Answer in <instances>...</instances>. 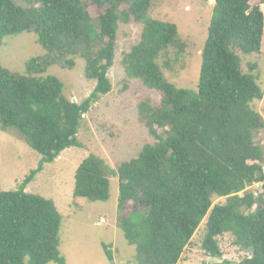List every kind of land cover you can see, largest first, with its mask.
<instances>
[{
	"label": "trees",
	"instance_id": "obj_1",
	"mask_svg": "<svg viewBox=\"0 0 264 264\" xmlns=\"http://www.w3.org/2000/svg\"><path fill=\"white\" fill-rule=\"evenodd\" d=\"M21 1L31 7L0 0V48L7 37L35 33L46 57L30 62L29 75L0 65L1 127L17 130L42 161L20 189L0 192V264H65L55 202L25 186L65 150L84 147L78 139L84 116L113 90L109 74L122 15L143 25L123 66L162 96L159 108L148 101L138 106L157 142L117 170L91 154L77 169L75 199L108 202L111 178L118 177V227L137 247V264H180L205 220L203 249L220 261L204 264H264V150L255 142L264 118L254 107L264 92L257 66L244 73L241 57L263 49L264 0H216L197 97L168 82L158 64L180 37L174 23L149 19L153 0ZM78 58L87 79L96 82L82 103L65 96L59 78L31 75L59 64L72 70ZM258 182L263 192L255 196L247 189ZM216 198L225 203L215 204ZM228 233L252 256L239 263L224 259L218 238ZM104 250L113 263L112 252Z\"/></svg>",
	"mask_w": 264,
	"mask_h": 264
},
{
	"label": "rangeland",
	"instance_id": "obj_2",
	"mask_svg": "<svg viewBox=\"0 0 264 264\" xmlns=\"http://www.w3.org/2000/svg\"><path fill=\"white\" fill-rule=\"evenodd\" d=\"M260 0H254L257 3ZM17 5L30 8L21 0ZM126 7H121V13ZM264 10V9H263ZM214 4L211 0H153L149 19L174 23L179 32V42L169 48L158 60L165 78L178 88L186 89L193 97L199 94L202 53L208 39ZM143 25L133 18L123 17L119 23L116 57L109 77L113 90L102 96L91 111L84 116L78 134L83 148L65 150L60 158L46 164L42 172L25 186L29 194L53 200L62 216L61 256L65 264H137V247L130 245L118 227L119 179L111 178V198L108 202H90L74 197L76 172L91 154L103 158L113 169L123 162L138 158L147 144L156 138L141 122L138 106L148 101L159 108L162 96L137 78L129 77L123 66L124 55L141 40ZM46 51L35 33H22L7 37L0 48V65L15 75H29L28 65L34 59L43 63ZM242 57V70L249 73V65H256L254 74L264 92V43L260 54ZM33 76H55L65 84V96L74 103H82L96 87L87 79L85 61L76 59L74 69L61 64L51 66ZM255 109L264 118V98L254 102ZM165 133H162V136ZM255 142L264 150V130L255 135ZM42 156L34 151L25 138L15 129L3 131L0 118V192L15 191L37 169ZM264 168V163H263ZM224 204L225 199H215ZM105 223H101L102 220ZM206 220L186 248L180 264L219 262L203 249ZM224 259L236 263L252 256V251L235 244V237L228 233L218 238ZM104 246L112 252L111 263ZM55 264V263H51Z\"/></svg>",
	"mask_w": 264,
	"mask_h": 264
},
{
	"label": "built area",
	"instance_id": "obj_3",
	"mask_svg": "<svg viewBox=\"0 0 264 264\" xmlns=\"http://www.w3.org/2000/svg\"><path fill=\"white\" fill-rule=\"evenodd\" d=\"M247 190L253 192L255 196H258V195H260V193L263 192V183L262 182L255 183L252 187H250ZM242 194H243V192L241 193V195ZM101 223H105V220L103 219L101 221Z\"/></svg>",
	"mask_w": 264,
	"mask_h": 264
},
{
	"label": "water",
	"instance_id": "obj_4",
	"mask_svg": "<svg viewBox=\"0 0 264 264\" xmlns=\"http://www.w3.org/2000/svg\"><path fill=\"white\" fill-rule=\"evenodd\" d=\"M211 3L215 4L216 3V0H211ZM76 101H74L75 103Z\"/></svg>",
	"mask_w": 264,
	"mask_h": 264
}]
</instances>
